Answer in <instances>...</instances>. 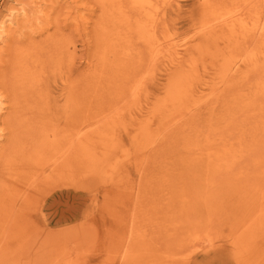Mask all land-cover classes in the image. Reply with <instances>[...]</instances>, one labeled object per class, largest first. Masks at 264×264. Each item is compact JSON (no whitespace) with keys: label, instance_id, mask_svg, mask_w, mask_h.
Instances as JSON below:
<instances>
[{"label":"rangeland","instance_id":"rangeland-1","mask_svg":"<svg viewBox=\"0 0 264 264\" xmlns=\"http://www.w3.org/2000/svg\"><path fill=\"white\" fill-rule=\"evenodd\" d=\"M21 73L85 121L88 163L0 190V264H264V0H0V175ZM191 116L197 150L170 129Z\"/></svg>","mask_w":264,"mask_h":264},{"label":"bare ground","instance_id":"bare-ground-1","mask_svg":"<svg viewBox=\"0 0 264 264\" xmlns=\"http://www.w3.org/2000/svg\"><path fill=\"white\" fill-rule=\"evenodd\" d=\"M212 30H214V29H212ZM202 50H204V49H202ZM174 54H176V53H174ZM155 55H156V53H155ZM174 59H176V58H174ZM72 75H73L72 70L66 71L64 77L61 78V80H60L61 86H62V88L60 87V91L65 92V94H64V98H66L65 102L72 100L73 92L75 91V86H72V84H74L73 79H72ZM22 79H24V80H22ZM25 79L26 78L23 77V73L19 74L18 80L16 82H18V84L20 83V89L19 88L13 89L14 97H16L17 99L20 98L21 104L25 105V107H26L25 114L17 115L14 117L15 120H14L13 126H14V129L17 130L18 133L21 132V133H23L24 137L26 136V138H24L26 140H24L23 143L21 144L20 153L18 154V152H17L15 154H13V158L16 160V162L18 161L17 167H16L17 169L12 170L11 172H9L7 170L5 173H4V169H3V171L1 172L0 190H7L10 187H15L19 184L27 183L33 177H36L35 182L31 183V186L33 187L35 184L37 185L39 183L38 181H40V183H41L40 179L45 180L44 178H46L45 177L46 175L44 176V174L46 172L48 174H50V172L54 173L55 171H57V169L60 168L59 163H60L61 167L67 166L66 169L64 168L65 169L64 172L72 170V168L74 169V167H75L74 165L78 162L80 163L82 169H86V166L88 163V161H87L88 147H87V139H86V136L88 133V126L85 124V121L83 123L76 125L75 123L72 124V116L69 114L64 115V116L60 115L62 118H59L60 116L57 118L52 116L49 113V111H50L49 103H47V100H50V99H48V96L50 93L51 84L46 83L45 81H41V83L39 81L38 82L34 81L32 83V85H30V84H28L29 82L26 83L27 81H25ZM22 82H23V84H26V87L29 88V90H31L32 94L30 96H25V93H27V92H24V89H23L24 87L22 85ZM53 82H56V81H53ZM82 85L78 86V87H82ZM52 87H53V84H52ZM54 87H55V89L57 88L56 85H54ZM78 87H77V89H78ZM85 91H86V86H84V88L81 92L82 96H84L86 94ZM40 95L41 96L45 95V98H46L45 101H43V102H46V104L43 105L45 114H42V110H43V109H41L42 106L37 103V100L40 98ZM27 97H29V99H27ZM185 97H186V95H185ZM54 101L58 102L57 99H54ZM185 104H186V102H185ZM19 106H20V104L17 101L16 107L18 108ZM47 113H48V115H46ZM85 114L87 115V113H85ZM188 114H189V112H188ZM191 120H192V116L189 119L190 122H188V123L183 122V123H180L178 125L177 124L173 125V126H171L170 129L172 130L171 133L174 134V136L176 138V143H178L180 146H182V149H186V146L190 143V144H195L194 148H196V150H197L199 148V145H200L199 138H201L202 136H201L200 132L197 130L198 128H200L199 125L198 124L195 125L193 122H191ZM189 123L192 124L191 127H186L187 129L186 128L180 129L182 125H188ZM164 127H166V126H164ZM182 127H184V126H182ZM176 129H179V130L174 131ZM55 130H57V131H55ZM164 131L167 132V130H165V129H164ZM188 131H189V133H188ZM30 132H33V134L32 133L29 134ZM38 133L40 135L41 134L42 135H48L49 134L51 136L50 139L45 138L46 140H49V142H47V144H45V146H44V144H43V146L38 145V139L33 138V137H36V135H39ZM55 133H56V135H54ZM27 134H29V135L27 136ZM34 139H36V141ZM46 140H44V141H46ZM192 141H195V142L192 143ZM19 142H22V141H19ZM33 142H34V144H33ZM79 144H81V145H79ZM183 153H181V155H183ZM189 155H190V153H189ZM58 159H60V161ZM169 159H170V156H169ZM49 160L51 162L49 163V165L47 167L45 166V168H44L45 163H48ZM68 165H69V167H68ZM61 175H63V174H61ZM64 175H66V173ZM63 176H60V177H63ZM36 182H38V183H36ZM14 200L12 202H6L5 200H4L5 203H4V201L2 202L3 204L0 205V218H4V215H3V217L1 215L4 212H6L5 215H9V214H7L8 213L7 211L11 210L10 208H14V205H16ZM30 204H32V203H30ZM28 206H30V205L28 204ZM18 208H20V207H18ZM11 213H10V215H11ZM14 213L15 212L13 211L12 215ZM16 214L17 213H15L14 215H16ZM10 217H12L15 220L16 216H14V217L10 216ZM10 217H8V219ZM17 217H19L18 214H17ZM12 218H10V219H12ZM2 220H4V219H2ZM8 223H9V221L8 222L6 221L4 224L6 227L2 226V229L0 228L1 230H3V231H1L2 234L0 237V242L3 241L4 238H6L5 228L6 229H7V227L10 228ZM26 259H29V258L26 257ZM8 260L12 261V259H8ZM37 261H39V260H37ZM24 262H26V261H24Z\"/></svg>","mask_w":264,"mask_h":264}]
</instances>
